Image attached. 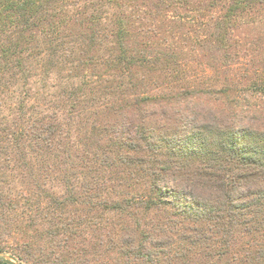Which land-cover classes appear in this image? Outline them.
Returning a JSON list of instances; mask_svg holds the SVG:
<instances>
[{
  "label": "trees",
  "instance_id": "16d2710c",
  "mask_svg": "<svg viewBox=\"0 0 264 264\" xmlns=\"http://www.w3.org/2000/svg\"><path fill=\"white\" fill-rule=\"evenodd\" d=\"M262 21L264 0H0V252L264 264V40L240 35Z\"/></svg>",
  "mask_w": 264,
  "mask_h": 264
},
{
  "label": "rangeland",
  "instance_id": "374dc122",
  "mask_svg": "<svg viewBox=\"0 0 264 264\" xmlns=\"http://www.w3.org/2000/svg\"><path fill=\"white\" fill-rule=\"evenodd\" d=\"M242 29H241V36H245L248 39H263L264 40V21L262 22H257V23H251L246 25L245 23L242 24ZM190 51V50H189ZM188 50L184 51L183 54L186 58L189 60V69H194V74L191 76L196 77L197 80H209L211 77V71L209 69H206V71H202V68L200 67L199 64H197V59L201 57L200 53H193L189 52ZM200 60V62H202ZM199 66V67H198ZM188 67V66H187ZM190 75V74H189ZM136 191V188H134ZM147 220L146 223L151 224L155 221H165L164 216L160 215L157 217H154V215H147ZM110 220V225H107V232L109 234H112V238H116L117 234H115L117 231L120 232V228L118 227L119 224V218L115 215H110L109 217ZM98 231H92L91 230V235H85V238L87 239L88 243H93L96 238H100V242L102 245L105 244L106 239L111 238L106 236L105 232L103 235H99ZM97 234V235H96ZM83 242V241H82ZM206 252L202 253L201 255L196 256L195 254H188L184 253L181 249V246H178L174 249L172 253H169V258L171 259L170 264H226L225 261H217L214 258L207 259L209 256L205 254ZM195 255V256H194ZM189 256L188 259L186 257ZM89 259L92 260V256H89ZM140 261L136 260L135 263L131 259H122L120 252H112L108 256L101 255L99 258V261H92L90 264H145V262L141 259ZM159 264H167V262H164L162 257L160 259Z\"/></svg>",
  "mask_w": 264,
  "mask_h": 264
},
{
  "label": "water",
  "instance_id": "95a60500",
  "mask_svg": "<svg viewBox=\"0 0 264 264\" xmlns=\"http://www.w3.org/2000/svg\"><path fill=\"white\" fill-rule=\"evenodd\" d=\"M0 257H3L6 260L13 262L14 264H19L18 262L14 261L9 255L5 254L4 252H0Z\"/></svg>",
  "mask_w": 264,
  "mask_h": 264
}]
</instances>
